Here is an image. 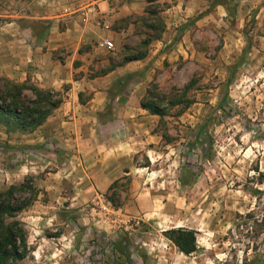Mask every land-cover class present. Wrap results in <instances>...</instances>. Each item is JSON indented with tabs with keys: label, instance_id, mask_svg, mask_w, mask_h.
<instances>
[{
	"label": "rangeland",
	"instance_id": "374dc122",
	"mask_svg": "<svg viewBox=\"0 0 264 264\" xmlns=\"http://www.w3.org/2000/svg\"><path fill=\"white\" fill-rule=\"evenodd\" d=\"M153 1L155 14L139 19L126 47L113 41L105 54L109 66L142 53L148 64L112 88L99 130L79 142L139 143L126 173L105 163L121 174L112 188H92L59 117L26 130L0 123V190L24 183L16 197L30 201L18 214L28 253L16 264H112L114 243L129 264H264V0H185L170 29L160 11L172 2ZM34 8L0 0V25L20 13L42 38L47 24L27 17ZM163 31L176 35L149 52L144 41ZM177 227L197 232L196 252L184 255L164 236Z\"/></svg>",
	"mask_w": 264,
	"mask_h": 264
},
{
	"label": "crops",
	"instance_id": "0c3cea01",
	"mask_svg": "<svg viewBox=\"0 0 264 264\" xmlns=\"http://www.w3.org/2000/svg\"><path fill=\"white\" fill-rule=\"evenodd\" d=\"M33 2L35 3L33 13L27 17L40 21V24H47V32L42 38H38L36 33H33L34 35L27 33V29L21 26L23 15L20 13L16 15V19H3L0 25V72L8 78H16L17 81L31 79L43 88L64 91L61 106L54 110L48 121L60 118L68 135L71 134L73 140L71 146L76 152H82L84 155L85 169L88 170L85 178L91 180V176L95 181L92 188L96 191L108 189L114 180L121 176L119 171L126 173L131 158L138 152L139 143L79 142L85 141L86 130L89 132L99 130L101 126L98 123L99 110L112 88L118 89L121 82L125 84L128 77H132L134 72L148 64L149 58L147 55L141 59L109 66L110 61L105 55L109 49L101 43L108 39L125 48L127 38L137 34L135 31L139 27V19L150 16L148 8L154 1L33 0ZM157 2H172L169 7L162 9L160 14L165 19L166 29H170L171 23L177 26L174 21L180 19L178 12L185 0ZM2 16L7 15L2 13ZM30 35L31 37L27 38ZM175 35L173 31H163L152 37L148 43V51L153 53L163 51V48L172 42L170 37ZM57 52L65 54L57 55ZM100 67L105 70L98 72ZM86 91L89 98H85ZM108 159L110 162L119 163L121 169L114 171L104 168ZM104 173H107V176H104ZM102 179L110 182L105 183Z\"/></svg>",
	"mask_w": 264,
	"mask_h": 264
},
{
	"label": "trees",
	"instance_id": "16d2710c",
	"mask_svg": "<svg viewBox=\"0 0 264 264\" xmlns=\"http://www.w3.org/2000/svg\"><path fill=\"white\" fill-rule=\"evenodd\" d=\"M149 13H155L150 9ZM150 40L144 41L145 44ZM145 54L132 55L124 61L144 58ZM63 102L62 95L54 89H43L30 82H15L0 76V123L6 128L35 129L44 124ZM173 106L179 104L169 101ZM141 107L152 114L163 118L166 112L155 103L142 100ZM117 181L114 183V185ZM112 185L111 188L114 186ZM24 187L12 185L8 189L0 190V264H16L24 259L28 253L27 234L24 224L18 219L30 201L19 202L16 193ZM169 239L184 255H191L198 249L197 232L186 227L171 228L164 231ZM112 264H129V253L118 244H113Z\"/></svg>",
	"mask_w": 264,
	"mask_h": 264
},
{
	"label": "built area",
	"instance_id": "2783aa9c",
	"mask_svg": "<svg viewBox=\"0 0 264 264\" xmlns=\"http://www.w3.org/2000/svg\"><path fill=\"white\" fill-rule=\"evenodd\" d=\"M101 45H104L105 47H107L108 49H114L115 48V44L113 41L111 40H105L101 43Z\"/></svg>",
	"mask_w": 264,
	"mask_h": 264
}]
</instances>
